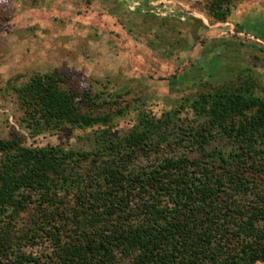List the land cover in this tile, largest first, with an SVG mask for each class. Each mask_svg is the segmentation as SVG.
Listing matches in <instances>:
<instances>
[{
  "label": "trees",
  "instance_id": "trees-1",
  "mask_svg": "<svg viewBox=\"0 0 264 264\" xmlns=\"http://www.w3.org/2000/svg\"><path fill=\"white\" fill-rule=\"evenodd\" d=\"M233 9L209 0L206 13L227 22ZM14 91L32 133L98 131L91 150L0 139V264H264V85L252 76L184 100L192 125L143 112L124 135V111L60 72ZM30 209L37 220L17 231Z\"/></svg>",
  "mask_w": 264,
  "mask_h": 264
},
{
  "label": "rangeland",
  "instance_id": "rangeland-1",
  "mask_svg": "<svg viewBox=\"0 0 264 264\" xmlns=\"http://www.w3.org/2000/svg\"><path fill=\"white\" fill-rule=\"evenodd\" d=\"M209 0H0V139L32 147L91 150L98 128L32 133L14 88L37 75L62 73L79 93L112 102L116 135L128 133L146 112L162 118L178 110V124L195 116L181 104L253 77L264 85V0H233L227 22L206 13ZM178 131V130H177ZM212 148L228 150L223 139ZM179 155L199 157L181 149ZM165 156L140 158L137 165ZM264 184V183H263ZM37 220H18L24 232ZM30 252L41 250L28 247Z\"/></svg>",
  "mask_w": 264,
  "mask_h": 264
}]
</instances>
